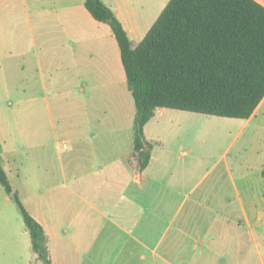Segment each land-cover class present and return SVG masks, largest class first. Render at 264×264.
<instances>
[{"label":"crops","instance_id":"obj_1","mask_svg":"<svg viewBox=\"0 0 264 264\" xmlns=\"http://www.w3.org/2000/svg\"><path fill=\"white\" fill-rule=\"evenodd\" d=\"M103 2L133 41L141 11L161 13L169 0ZM124 72L115 34L85 0H0V106L22 108L14 118L32 130L35 162L25 174L11 161L14 134L3 128L0 154L47 233L52 264H264V98L241 119L237 135L249 136L231 157L237 136L214 158L187 131L194 112L157 109L144 126L151 158L141 169ZM101 90L112 91L104 98L114 108ZM43 105L48 115L30 110ZM24 225L16 213L2 222L0 261L18 247V229L26 241Z\"/></svg>","mask_w":264,"mask_h":264},{"label":"trees","instance_id":"obj_2","mask_svg":"<svg viewBox=\"0 0 264 264\" xmlns=\"http://www.w3.org/2000/svg\"><path fill=\"white\" fill-rule=\"evenodd\" d=\"M109 24L136 114L134 153L141 169L151 158L144 126L159 108L248 119L264 98V6L256 0H169L136 45L103 0H85ZM0 183L17 203L32 249L52 264L48 236L11 184L0 154Z\"/></svg>","mask_w":264,"mask_h":264},{"label":"rangeland","instance_id":"obj_3","mask_svg":"<svg viewBox=\"0 0 264 264\" xmlns=\"http://www.w3.org/2000/svg\"><path fill=\"white\" fill-rule=\"evenodd\" d=\"M157 12L160 13V11H158L157 9H146L141 11V13L144 14V20L142 21L144 24L142 25V33H140L141 35L138 34V37H133L132 42L135 46L140 42L142 38H140V36L144 37L145 33L153 24L155 20L154 16L155 14H157ZM101 77L102 79H104L103 76ZM14 84L18 85V81H14ZM118 87L117 90L119 91ZM126 88L127 91H129L127 84ZM109 93L111 94L112 91H98V99L102 102L104 101L107 106L114 108L115 103L113 99L109 97L105 100L104 98L105 95H109ZM129 93L130 97L133 99L130 91ZM30 110L33 113H38L39 115H48L47 107L45 105L39 107H30ZM21 112H23V110L18 105H8L7 103L2 104L0 106V128H3L6 132L14 134V136L11 137V141L8 147L11 151H7V153L8 156H11V161L20 164L17 165L19 166V168L21 167V171L27 174L30 172L29 168H31L35 162L34 148L31 147L35 143V138L32 134V130H30L31 133H26V131L22 127L21 129L18 128L19 125L22 126V123H19L18 119L14 118V116H19ZM72 113L75 114L76 111H73ZM195 114L197 116H195L194 121L188 120L187 131L189 132L191 138H193L194 136L197 137L198 144L203 147L206 154L215 156L214 158L219 157L224 151L225 147L236 136L237 142L229 152V156H238L239 152L243 154V149L241 148V146H243V142L248 138L250 128H248L245 133L237 135L238 130L240 129V126L242 124L241 119L219 117L201 113ZM209 117L212 118L209 119ZM191 138L188 137L187 140H192ZM11 166L15 167L16 165ZM7 194L8 193L6 192L5 188L0 183V211L3 210V212L0 213V225L2 224V222H10L12 213H16L23 224H25L17 203L11 198L10 205H7ZM20 231L21 230L18 229L17 234L14 238L15 240L17 239V243H19L18 247L16 249L13 248L11 252H9V256L5 260H1L0 264H45L33 251L30 235L27 236L25 241Z\"/></svg>","mask_w":264,"mask_h":264}]
</instances>
